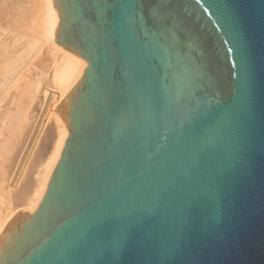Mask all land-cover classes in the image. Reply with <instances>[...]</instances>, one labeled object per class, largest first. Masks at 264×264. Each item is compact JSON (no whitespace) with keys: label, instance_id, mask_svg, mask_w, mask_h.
Instances as JSON below:
<instances>
[{"label":"water","instance_id":"1","mask_svg":"<svg viewBox=\"0 0 264 264\" xmlns=\"http://www.w3.org/2000/svg\"><path fill=\"white\" fill-rule=\"evenodd\" d=\"M52 2L86 66L0 264H264V0Z\"/></svg>","mask_w":264,"mask_h":264},{"label":"bare ground","instance_id":"2","mask_svg":"<svg viewBox=\"0 0 264 264\" xmlns=\"http://www.w3.org/2000/svg\"><path fill=\"white\" fill-rule=\"evenodd\" d=\"M5 6L0 9V20L21 27L29 20L37 35L30 34V27V33H25L26 29L18 35L10 30L8 36V32H0V155L7 152L5 157L1 156L0 172L24 128L31 124L33 129L15 171L10 176H6L7 170L3 171L6 175L2 179L6 182L0 184V233L16 213L24 209L32 212L41 200L68 135L58 105L86 66L85 60L54 41L59 18L52 0H20L13 6L16 12L7 6L8 10L4 9ZM13 27L10 28L14 30ZM35 110L37 113L33 114ZM50 126L55 128V140L35 178L37 186L32 191L20 190L30 153Z\"/></svg>","mask_w":264,"mask_h":264},{"label":"rangeland","instance_id":"3","mask_svg":"<svg viewBox=\"0 0 264 264\" xmlns=\"http://www.w3.org/2000/svg\"><path fill=\"white\" fill-rule=\"evenodd\" d=\"M19 1L20 0H8V1L7 0H1L0 1V9L3 8V6L6 5L8 7V9H13V12H16L17 10H15L16 8L14 9L13 6H14V4L16 6V3H18ZM4 2H5V4H4ZM9 3L11 4V6H9ZM6 6L4 7V9L8 10ZM27 23L24 22L22 24V27H21V25H18V24H15V23L10 25V24H7L4 20H0V32L3 33V30H4V31L8 32L7 35H6V36H8V34L10 35L11 32L15 31V32H17V35H18L19 32H21L23 34V31L25 32L26 29H27V31L25 33H30L31 32L30 34L32 36L35 35V34L37 35L36 31L33 30L34 28L31 29L32 26L29 25L30 24L29 20H27ZM26 24H27L28 28L24 29L23 27H25ZM13 26H18L19 30H15V29H18V28L13 27ZM8 27L9 28L13 27L15 29L12 30L11 28L9 29ZM20 27L23 28V29H20ZM29 27H30V32H28ZM8 30H10V33H9ZM32 30H33V32H32ZM15 32H13V33H15ZM33 33H35V34H33ZM35 113H37V110H35L33 112V114H35ZM32 130H33L32 129V125L28 124L24 128V131L22 132V135L18 138V143H17L16 147L13 146L14 148L12 149V152L9 155L8 161L3 166V169L1 170L2 173L0 172V184L6 182V181H4V179H2V177H5V175H6L5 173H3V171L5 172L7 170V172H6L7 175L6 176H8V175L10 176L11 173L15 171L17 163H18V160L20 159V155H21V153H22V151L24 149V145L28 142V140H29V138L31 136ZM54 132H55V128L53 126H50L47 129V131L45 133V136L41 137V139L39 140L37 145L34 147L32 153H30V158L28 160V164L26 166V169H25V171H24V173L22 175V178L20 180V183H19L20 190L32 191L35 188V186H37L36 183H35V181H36L35 178H36V176L38 174L39 168L41 167V165L45 161V158H46L47 154L51 151L50 149H51L52 143L55 140V134H56V132L55 133ZM5 153H7V152H4L3 155H0V160L2 159L1 156L5 157L7 155ZM0 210H2V209L0 208Z\"/></svg>","mask_w":264,"mask_h":264}]
</instances>
